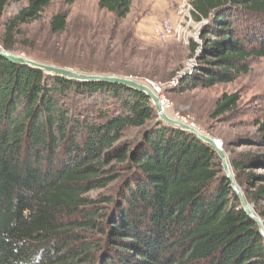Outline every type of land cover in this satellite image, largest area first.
I'll return each instance as SVG.
<instances>
[{
    "label": "trees",
    "instance_id": "obj_1",
    "mask_svg": "<svg viewBox=\"0 0 264 264\" xmlns=\"http://www.w3.org/2000/svg\"><path fill=\"white\" fill-rule=\"evenodd\" d=\"M18 1L0 0V15ZM55 1L28 0L6 25L4 50ZM133 1L98 6L120 23ZM192 8L206 23L176 93L234 83L264 58V0H194ZM67 19L56 14L51 33H64ZM239 102L223 94L212 119L234 117ZM253 127L223 148L264 221V112ZM0 264H264V238L215 150L160 122L146 95L0 56Z\"/></svg>",
    "mask_w": 264,
    "mask_h": 264
},
{
    "label": "rangeland",
    "instance_id": "obj_2",
    "mask_svg": "<svg viewBox=\"0 0 264 264\" xmlns=\"http://www.w3.org/2000/svg\"><path fill=\"white\" fill-rule=\"evenodd\" d=\"M193 1L134 0L128 19L118 23L113 15L100 10L99 0H77L72 6L56 0L39 20L17 28L9 52L49 65L90 71L82 73L133 78L152 90L151 84L159 85L172 104L169 115H179L224 147L226 142L254 134L253 122L263 115L264 58L252 59L250 72L234 83L176 93L178 78L196 63L199 52L192 56L190 45L192 41L199 42L201 27L206 23L193 17ZM27 4L28 0L13 2L0 15V49H4L6 25ZM58 13L67 14V28L55 35L50 24ZM165 23L174 28L167 38L155 32ZM223 94H238L239 110L230 119H212Z\"/></svg>",
    "mask_w": 264,
    "mask_h": 264
},
{
    "label": "water",
    "instance_id": "obj_3",
    "mask_svg": "<svg viewBox=\"0 0 264 264\" xmlns=\"http://www.w3.org/2000/svg\"><path fill=\"white\" fill-rule=\"evenodd\" d=\"M0 56L10 61L11 63L24 65L32 69L42 71L43 73L49 76L64 78L70 81H76L81 83L116 84L126 86L146 95L147 98L152 101L160 122L169 127L179 129L181 131L194 135L199 140H201L202 142L209 145L215 150L221 161L223 172L230 181L231 189L239 199L241 209L251 220H253L257 224L259 232L264 238V221L259 216H257L255 208L247 201L244 192L237 183L232 166L229 161V157L225 152L223 145H220L218 140H216L210 135L203 133L193 124H190L186 121L184 122L178 120L166 113L161 108L157 95L148 85L133 78H125L114 75L87 74L66 67L49 65L21 55L13 54L12 52L5 51L4 49H0Z\"/></svg>",
    "mask_w": 264,
    "mask_h": 264
},
{
    "label": "built area",
    "instance_id": "obj_4",
    "mask_svg": "<svg viewBox=\"0 0 264 264\" xmlns=\"http://www.w3.org/2000/svg\"><path fill=\"white\" fill-rule=\"evenodd\" d=\"M173 27L172 26H169V23H165V24H162L160 25L156 30V34L158 36H161V37H164V38H167V37H170L169 35L172 34V31H173ZM153 86V91L155 92V94L157 95L158 97V100H159V104L161 106V108L166 112V113H172V104L171 102L162 94V89L159 85H154V84H151ZM173 85H175V83H173ZM174 118L178 119V120H181V121H184L185 120L181 117H179V115L175 114L173 116ZM220 145H223L221 142H219Z\"/></svg>",
    "mask_w": 264,
    "mask_h": 264
}]
</instances>
